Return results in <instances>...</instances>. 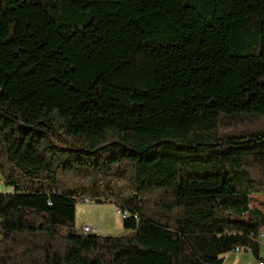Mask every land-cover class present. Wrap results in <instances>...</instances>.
<instances>
[{"label": "trees", "instance_id": "1", "mask_svg": "<svg viewBox=\"0 0 264 264\" xmlns=\"http://www.w3.org/2000/svg\"><path fill=\"white\" fill-rule=\"evenodd\" d=\"M221 115L264 116V0H0V264L258 258L264 122Z\"/></svg>", "mask_w": 264, "mask_h": 264}, {"label": "rangeland", "instance_id": "2", "mask_svg": "<svg viewBox=\"0 0 264 264\" xmlns=\"http://www.w3.org/2000/svg\"><path fill=\"white\" fill-rule=\"evenodd\" d=\"M251 116V115H247ZM253 117V121L256 122L255 126L248 124L246 120L244 122V117L241 118L239 116H229V115H221L219 118L220 130L222 132H233L234 129H237L236 132H242L244 130L255 132L261 123L264 122V116H258L256 118ZM263 124V123H262ZM239 133H230L235 134L234 137H238L241 134ZM0 180L3 182L0 183V194H12L14 189L6 185L3 179L0 176ZM250 205L254 209H258L264 215V194H256L250 197ZM122 217L117 213V208L111 204H103V205H95L90 202H78L75 208V230L80 232L83 226H88L93 231L90 233L92 235H100V236H123L130 231L125 230L122 225ZM264 225L261 226L260 232L258 234L257 240L259 241V249L263 245L264 246V234H261ZM264 250V248H263ZM242 251V249H241ZM259 255V251H258ZM237 257V252L231 251L225 253L223 258L225 261H228L230 257ZM242 253L239 255L241 258ZM254 258V257H253ZM223 264H227L224 263Z\"/></svg>", "mask_w": 264, "mask_h": 264}, {"label": "crops", "instance_id": "3", "mask_svg": "<svg viewBox=\"0 0 264 264\" xmlns=\"http://www.w3.org/2000/svg\"><path fill=\"white\" fill-rule=\"evenodd\" d=\"M2 181L0 180V183ZM3 183V182H2ZM264 246L262 245L259 249V255L258 258H253L252 254L250 251L248 250H244L240 249V251H235L237 252V257H230V259H228V261H225L223 258V262L227 263V264H258V262H263L264 263V250H263ZM242 253L241 258L239 257V255ZM223 264V263H222Z\"/></svg>", "mask_w": 264, "mask_h": 264}, {"label": "built area", "instance_id": "4", "mask_svg": "<svg viewBox=\"0 0 264 264\" xmlns=\"http://www.w3.org/2000/svg\"><path fill=\"white\" fill-rule=\"evenodd\" d=\"M82 203H84V202H82ZM117 213L121 215L122 219H123V218H126V217L128 216L125 212L117 211ZM92 231H93V229H91L90 227H88V226H83V227L81 228L80 233H81V234H85V235H87V234H90ZM261 234H264V228L262 229ZM235 251H240V249H239V248H235ZM258 264H264V263H263V262H258Z\"/></svg>", "mask_w": 264, "mask_h": 264}]
</instances>
